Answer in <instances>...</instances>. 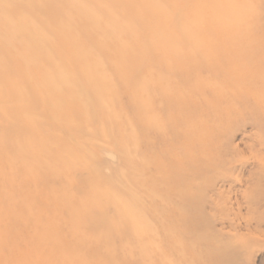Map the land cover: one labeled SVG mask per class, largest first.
I'll return each mask as SVG.
<instances>
[{
  "label": "rangeland",
  "instance_id": "374dc122",
  "mask_svg": "<svg viewBox=\"0 0 264 264\" xmlns=\"http://www.w3.org/2000/svg\"><path fill=\"white\" fill-rule=\"evenodd\" d=\"M0 264H264V0H0Z\"/></svg>",
  "mask_w": 264,
  "mask_h": 264
}]
</instances>
